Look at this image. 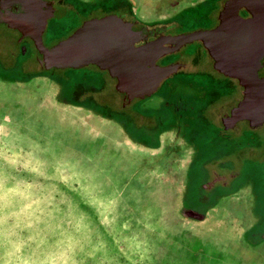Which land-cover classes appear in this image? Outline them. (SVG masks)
<instances>
[{
    "label": "rangeland",
    "instance_id": "rangeland-1",
    "mask_svg": "<svg viewBox=\"0 0 264 264\" xmlns=\"http://www.w3.org/2000/svg\"><path fill=\"white\" fill-rule=\"evenodd\" d=\"M115 1H53L41 44ZM124 1L173 35L213 28L225 0ZM169 58L184 68L127 100L106 70L53 67L0 24V264H264V122L228 124L243 96L202 41Z\"/></svg>",
    "mask_w": 264,
    "mask_h": 264
},
{
    "label": "water",
    "instance_id": "water-1",
    "mask_svg": "<svg viewBox=\"0 0 264 264\" xmlns=\"http://www.w3.org/2000/svg\"><path fill=\"white\" fill-rule=\"evenodd\" d=\"M238 9L249 16L239 17ZM51 15L52 11L45 17ZM45 17L38 18L32 11L20 14L12 18L13 28L28 36L53 67L78 68L91 63L106 70L127 100L151 94L164 78L184 68L178 62L157 65L158 58L200 40L214 68L244 86L243 98L231 109L228 124L245 119L259 125L264 120V77L255 74L264 53V0H225L213 28L173 35L168 33L170 26L153 28L158 35L137 46L138 33L145 26L133 18L108 14L89 18L67 38L46 49L40 40Z\"/></svg>",
    "mask_w": 264,
    "mask_h": 264
},
{
    "label": "flooded vegetation",
    "instance_id": "flooded-vegetation-1",
    "mask_svg": "<svg viewBox=\"0 0 264 264\" xmlns=\"http://www.w3.org/2000/svg\"><path fill=\"white\" fill-rule=\"evenodd\" d=\"M36 1H38V0H36ZM40 1L41 2L39 4H37V2H35V0H0V24H3L4 27H7L8 29L13 30L14 32L21 35V33L17 29L13 28L14 23L12 21V18L17 17L20 14H26L29 11L34 12V14L38 18L45 17L50 11H52V13H53L54 10H51V9H53V1L56 3H59V1H62V0H40ZM67 1H74V0H67ZM75 1H78V0H75ZM67 5L70 6L69 4H67ZM112 6L113 5L109 6V9L104 11L102 14L103 15L114 14L117 16H122L124 14L125 15H133V13H134L133 10H128L127 7H121V6L119 7L118 1L117 2L115 1V7L114 8H112ZM237 15L241 18H247L249 16V14L244 9H238ZM96 17H98V16H96ZM47 18L48 17H45V21L47 20ZM217 22H218V20H217ZM217 22H216V24H217ZM140 29L141 30L138 33V37L140 40L137 43H135L136 46L142 44L145 39L149 40V39H152V37L158 35V33L154 32L153 28H146L145 27L143 29L142 28H140ZM22 37H26L32 42V40L28 36H22ZM32 44H33V42H32ZM162 57H160V58H162ZM173 62H178V63L183 64V65L185 64L183 59L174 60L173 58H169L159 65H165V64L173 63ZM255 74L258 77H264V53L258 60V67L256 68ZM220 77L224 80L231 79V81H233L237 85V91L240 93L241 97L243 96L244 86L241 82L238 81V79L229 77V76L224 75L222 73H220ZM112 79L114 80V78H112ZM257 79H259V78H257ZM114 82H115V80H114ZM245 82L247 83V79L245 80ZM244 121L246 122L245 123L246 128L248 126V129H250V130H252V128L258 129L263 124L262 123L258 127H255L252 120H244ZM263 122H264V120H263ZM256 129H254V130H256ZM246 137H247L246 138L247 140L244 139V142H242L243 144L241 143L239 149L244 148V150L247 151L248 153L252 152V151L254 152L255 149H257L263 143L262 141H264V134H262L261 135L262 139L260 141L261 143H259V146L253 147V146L249 145V143H245V142L254 141V139H255L254 134L253 135H246ZM242 162H244V160ZM174 164H175V162L173 159H170V163H168V161H166L165 164L163 166H161L162 167L160 169L161 172L172 171ZM215 178L218 180L219 179L221 180L220 176H216Z\"/></svg>",
    "mask_w": 264,
    "mask_h": 264
},
{
    "label": "trees",
    "instance_id": "trees-1",
    "mask_svg": "<svg viewBox=\"0 0 264 264\" xmlns=\"http://www.w3.org/2000/svg\"><path fill=\"white\" fill-rule=\"evenodd\" d=\"M118 1V4H119V7H127V5H129L127 2H125L124 0H117ZM116 1V2H117ZM115 7V4L112 6V8ZM131 9L130 7H128V10Z\"/></svg>",
    "mask_w": 264,
    "mask_h": 264
}]
</instances>
